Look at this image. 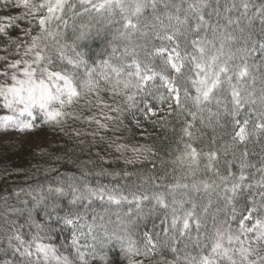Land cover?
I'll return each instance as SVG.
<instances>
[{
    "label": "snow or ice",
    "instance_id": "obj_1",
    "mask_svg": "<svg viewBox=\"0 0 264 264\" xmlns=\"http://www.w3.org/2000/svg\"><path fill=\"white\" fill-rule=\"evenodd\" d=\"M0 264H264V0H0Z\"/></svg>",
    "mask_w": 264,
    "mask_h": 264
}]
</instances>
